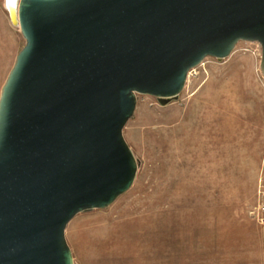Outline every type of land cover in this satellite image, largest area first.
I'll list each match as a JSON object with an SVG mask.
<instances>
[{
    "label": "water",
    "instance_id": "water-1",
    "mask_svg": "<svg viewBox=\"0 0 264 264\" xmlns=\"http://www.w3.org/2000/svg\"><path fill=\"white\" fill-rule=\"evenodd\" d=\"M23 45L0 87V264H73L77 213L130 186L137 94L164 106L204 57L257 42L264 0H3Z\"/></svg>",
    "mask_w": 264,
    "mask_h": 264
},
{
    "label": "rangeland",
    "instance_id": "rangeland-1",
    "mask_svg": "<svg viewBox=\"0 0 264 264\" xmlns=\"http://www.w3.org/2000/svg\"><path fill=\"white\" fill-rule=\"evenodd\" d=\"M0 0V87L23 45ZM257 42L204 57L164 106L137 94L128 189L64 227L73 264H262L264 78Z\"/></svg>",
    "mask_w": 264,
    "mask_h": 264
},
{
    "label": "built area",
    "instance_id": "built-area-1",
    "mask_svg": "<svg viewBox=\"0 0 264 264\" xmlns=\"http://www.w3.org/2000/svg\"><path fill=\"white\" fill-rule=\"evenodd\" d=\"M257 210V213H259V211H263L264 210V203L263 202H258L255 206V211ZM255 220L261 224L264 225V216L257 214L255 216Z\"/></svg>",
    "mask_w": 264,
    "mask_h": 264
},
{
    "label": "crops",
    "instance_id": "crops-1",
    "mask_svg": "<svg viewBox=\"0 0 264 264\" xmlns=\"http://www.w3.org/2000/svg\"><path fill=\"white\" fill-rule=\"evenodd\" d=\"M260 235L262 244V264H264V226L261 228Z\"/></svg>",
    "mask_w": 264,
    "mask_h": 264
}]
</instances>
